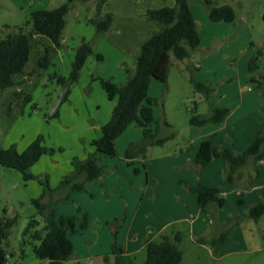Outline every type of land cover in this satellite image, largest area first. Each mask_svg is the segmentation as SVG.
Returning a JSON list of instances; mask_svg holds the SVG:
<instances>
[{
	"label": "rangeland",
	"instance_id": "obj_1",
	"mask_svg": "<svg viewBox=\"0 0 264 264\" xmlns=\"http://www.w3.org/2000/svg\"><path fill=\"white\" fill-rule=\"evenodd\" d=\"M66 1L0 0V39L4 37L7 26L11 28L9 31L21 27L31 19L33 12L55 9ZM189 1L200 31V49L192 58L183 61L171 53L167 84L154 81L149 90L150 97L156 100L152 128L159 138L172 139L162 146H149L146 158L138 156L132 163L126 158V151L143 137L142 129L132 125L117 139L115 157L97 154L104 173L101 179L88 184L87 191L65 189L47 194L43 199L44 203L54 207L58 216H79L78 230L82 217L88 215V228L70 236L74 251L66 264H107L105 257L112 255L115 241L120 247L123 264H144L146 251L134 256L127 255L126 251L134 248V239L142 243L154 239L159 231L165 234L182 232L181 264H264V216L255 221L248 214L253 203L259 198L261 202L264 199V160L249 162L244 168L241 184L233 185L226 181L232 192L222 195L225 199L223 208L215 205L214 211L203 212L199 217L197 204L194 202L191 207L181 198L182 190L187 189L186 182L200 173L195 164L189 163L193 147L213 135V141L221 149L229 148L234 154H239L264 129L263 90L251 82V77L264 76V0H215L234 7L237 14L234 23L213 22L201 0ZM84 4L75 2L67 15L65 52H76L81 40L85 39L91 41L96 50L100 47L107 53V62L104 58L100 63L95 56L88 59L79 81L70 85L67 101L61 105L58 118H52L51 114L64 91V87L52 79L60 73L59 68L44 69L40 77L33 78L32 81L39 79V86L37 84L33 90L35 100L22 105L16 103L21 117V108L28 105L31 113L26 115L24 122L13 125L16 135L24 131L25 138L16 136L18 140L12 146L17 148L25 141H34L36 135L44 137V145L54 152L44 155L30 171L40 180L48 181L52 189L71 174L75 158L83 160L96 153L92 141L88 142L89 128L93 125L98 127V124L104 126L111 119L118 99L108 98L100 79L114 76L116 80L109 79L115 82L120 74L123 78L126 75L127 79L124 67L129 66L121 64L119 74L115 68L117 63L108 54L113 52L110 43L102 46L100 38L94 36L95 27L84 22V18L93 15L94 3ZM118 4L119 0H114L112 6L117 7ZM141 6L137 3L136 10ZM30 42L33 64L28 69L29 73L36 64L33 60L37 47L50 40L34 34ZM251 65L257 66L253 73L249 70ZM192 77L214 88L209 101L195 91L190 83ZM73 101L87 104L90 114L81 118V108L76 106L73 111H63L61 115V108L71 106ZM243 102L245 104L242 105ZM219 106V109H229L231 116L235 114L228 125H191L193 115L209 116L213 108ZM247 115L250 117L245 118ZM10 131L6 133L0 122V148L10 141L6 140L12 134ZM98 132L100 135V128ZM215 181L219 188L224 185L219 180ZM43 192L44 186L39 180L25 181L21 173L0 165V217L17 218L6 241L7 264H48L34 253V247L40 242L25 236L32 219L39 222L38 230L44 228L43 216L32 203L41 198ZM67 196L70 200L64 201ZM240 220L242 224L239 225L237 221ZM209 221L213 225H209ZM193 225H196V231L197 226L212 228L207 235V239L213 237L208 246L200 245L198 238H193ZM222 235L227 238L217 243L215 251L211 242ZM114 262L111 258L110 264Z\"/></svg>",
	"mask_w": 264,
	"mask_h": 264
},
{
	"label": "trees",
	"instance_id": "obj_2",
	"mask_svg": "<svg viewBox=\"0 0 264 264\" xmlns=\"http://www.w3.org/2000/svg\"><path fill=\"white\" fill-rule=\"evenodd\" d=\"M77 1L94 3V13L87 21L95 27L96 37H103L109 32L114 16L112 13L104 14L103 12L109 0H67L58 8L33 12L31 19L26 21L23 26L16 27L11 31H9L11 28L7 26L4 30V37L0 39L1 90L14 89L22 85V82H18L16 79L28 72L31 56L30 37L32 35L44 36L51 40L55 48H62L67 27L66 18ZM201 1L213 22L234 23L237 20L236 11L231 5H221L215 0ZM145 17L154 23L158 30L143 43L141 54L135 62L134 68L125 67L126 83L119 85L112 80L100 79L108 98L110 100L118 99V102L113 109L110 121L102 127V136L91 143L96 151L95 154H89L84 160L75 158L72 162L73 171L71 174L65 176L56 189H52L48 181L40 180L30 171L44 155L54 152L44 145L43 136H38L23 153H19L16 146H11L8 149L0 148V165L2 167L21 173L25 181L39 180L44 186L41 198L32 201L43 216L44 228L38 230L39 222L32 219L25 231V236L40 242L38 246L34 247V253L38 259L48 261V264H66L72 258L74 246L70 236L79 233L80 230H86L89 226V219L85 214L80 223V230H78L77 222L80 217L77 215L58 216L52 205L43 202L47 194H54L65 189L77 192L87 191L88 184L96 182L103 175L104 169L98 161L97 154L115 157L117 155V139L132 125H137L143 130V138L139 143L129 146L126 151L128 160H134L138 156L146 158L149 146H162L172 139L159 138L152 128L155 123L156 100L150 97L149 90L153 81L167 84L170 54L173 53L175 58L180 61L192 58L193 54L200 49L201 37L189 0H175L173 7L148 8ZM49 56V50H46L45 54L38 59V63L43 69L49 67ZM92 56H95L100 63L104 62L103 55L96 51L93 43L82 39L76 50L69 77L54 75L52 79L62 87L66 84L71 86L76 84L88 59ZM256 67V65H251L250 73L255 72ZM251 82L262 88L264 94V76L251 77ZM190 83L195 91L203 95L206 101L212 98L215 91L212 86L195 77L191 78ZM32 99L31 95L21 91L17 97V105L30 103ZM228 114L229 109H213L209 116L193 115L190 123L195 127H203L210 123L219 124ZM58 117L59 112L52 118ZM263 147L264 129L259 131L251 145L239 154H234L229 148H216L210 139H206L200 145L195 166L201 170L213 159L224 157L229 167L226 181L234 183L235 178L240 175L241 169L251 160H264ZM138 172L139 170L136 169V173ZM190 191L197 195L198 205L204 212H207L211 205H217L220 208L225 206V199L217 187L199 182ZM69 200V196L64 199V201ZM248 214L253 220L259 221L264 216V199L261 203L253 206ZM16 223L17 218L0 217V264L8 263L6 241L10 230ZM226 238V235H222L219 239L213 240L211 245L215 248L219 241H224ZM182 241V233H177L173 237L163 235L158 241H145L144 249L147 260L144 264H181L183 262V252L180 248ZM121 255L120 247L115 241L112 255L106 256L105 262L110 264L111 258H114V264H123Z\"/></svg>",
	"mask_w": 264,
	"mask_h": 264
},
{
	"label": "crops",
	"instance_id": "obj_3",
	"mask_svg": "<svg viewBox=\"0 0 264 264\" xmlns=\"http://www.w3.org/2000/svg\"><path fill=\"white\" fill-rule=\"evenodd\" d=\"M113 1L114 0H109L108 3L106 4V6L104 7V10H103L104 14H107V13L113 14L114 20H113L112 27L106 35H104L103 37H99L100 38L99 42L104 47H105V45H107V43H110V48L113 50V52H108V54H110V58L112 57L111 60L115 61L117 63L116 64L117 66H115V68H117V70L120 74V71H119L120 65L121 64H122V66L127 65L129 67L134 66L135 62L137 61L138 57L141 54V49H142L143 43L145 42V40L147 38L151 37L158 30L157 26L145 17L147 9L148 8L161 9L163 7H166V6L173 7L175 5V0H152V1H150V0H146V1L134 0L133 2L131 0H119L120 4H118L117 7H116V5H115V7L112 6ZM137 3L141 4L142 8H139L138 10H136ZM221 4L222 5H228V3H226V2L221 3ZM93 12H94V8H93ZM89 17H91V16H89ZM89 17L84 18V22L86 24H89L87 21ZM79 23H80V21H79ZM199 33H200V31H199ZM94 36H96V34ZM66 44H67V37L64 33V41H63V46H62V47H64L63 49L62 48H60V49L55 48V46L53 45L51 40H50V42L45 43L44 46L40 45L39 47H37V50L34 53V60L33 61L36 64L33 67L34 68L33 71H31L30 73L27 72L26 75L19 76L16 79L18 82H22V85L20 87L14 88V89H7V90H1L0 89V122H1V125L5 127L6 133L9 132V130L12 131V134L10 133V135H8V137L6 138V140L8 139L10 141H7V144L5 146H3L1 149L10 148L12 146V144H14L18 140L16 136L20 135L21 138L22 137L25 138L24 131L20 132V133L17 132L18 135H16V131L14 132V130H13V128H14L13 125L18 123L19 121L24 122L26 115L27 114L30 115L31 111H29L30 110L29 105L27 107H25L24 109L21 108V111L23 112V115L21 117L19 115V112L16 109L17 97L21 91H24L26 94L33 96L32 98H33V100H35V95L33 94V90L37 86L39 79H37L38 81H32V80H34L33 78H35V77H38V76L40 77L42 75V73L45 71L40 66V64L38 63V59L40 58V56L45 54L46 50H49L50 64H49L48 69L50 70L52 67L59 68L60 73L59 74L57 73L56 75H59L61 77H65V78L69 77L70 72H71L72 63L75 59L76 52H65ZM30 45H31V42H30ZM96 51L99 54L103 55V57L105 58V61L107 60V53L101 51L100 47H98ZM119 51H123V52H119ZM31 55H32V45H31ZM32 64L33 63L31 61V56H30V66L29 67H32ZM109 75L113 76L114 74L110 73ZM109 78L115 79L114 76L113 77L110 76V77H107L106 79L104 78V80H111ZM118 78L119 79H117V81H115V83L117 82V84H119V85H124L126 83L125 80L127 81L126 75L123 78L122 75L120 74ZM38 86H39V84H38ZM71 97H72V95H71ZM71 97H70V99H71ZM243 104H245V103L243 102L242 105ZM86 105L87 104H85L84 102L77 104L76 102L73 101V104L71 106H69V107L65 106L64 108H61V112H62L61 115L63 114V111L64 112H70L71 110L73 111V109L76 106H79L81 108L80 109V116H81V118H84L87 116V114H90L89 109L87 108ZM219 108H221V106H219L217 108H213V109H219ZM230 112L231 111L229 110V114L227 115V117L224 119V121L222 123H219V124L225 125L227 123V125H228L230 123L231 119L235 115V114H233V116H231L232 113H230ZM233 113H234V111H233ZM250 115H247L245 118L250 117ZM241 120L242 119H240V121ZM236 123H237V121L234 122V124H236ZM98 125H99L98 127L96 125H93L92 128H89L90 135H89V137H87L89 140L88 142H91V141L95 140L96 138L98 139L102 136L103 124L102 125L98 124ZM99 128L101 131L100 135L98 132ZM13 133H14V136H13ZM36 136L34 138V141L38 137V136L37 137ZM209 139L211 140L214 147L221 149L219 144L215 143V141H213V135ZM34 141H30V142L25 141V143L22 141L24 144L22 146L18 145L17 150L19 151V153H23ZM200 145L193 147L194 148L193 152L191 153V157L189 158V160H190L189 163H191L192 165L195 164V160H196L197 154L199 152ZM134 160H131V161L129 160V161L134 163ZM245 167H247V165ZM244 168L241 169L240 175L237 176V180L234 181L233 185H235L237 182H238V184H241L243 177H244L243 176ZM13 171H15V170H13ZM207 171H209V172H207ZM228 171H229V167H228V162L226 161V159H224L223 157L213 159L205 168L200 170V173H199V175H196V178L191 177V180L189 182H186L187 189L182 190V197L181 198L188 201L189 206L193 207L192 204H194V202H195V204H197L196 207H199L198 202H197V195L192 193L190 191V189L196 187L199 184V182H203L206 185L211 186V187L219 188L218 185L216 184L215 180H219L221 182V184H224V185H220V186H222V187H220L221 189L219 188L220 192H221V196L225 195L226 193L227 194L231 193L232 188H230L226 184V177H227ZM103 173H104V171H103ZM229 185H231V184H229ZM256 189H258V188H255V190ZM184 191H186V192H184ZM261 200L262 199L259 198V200L257 202L253 203L252 207L261 203ZM185 206L187 207V205H185ZM215 207H216L215 205H211L209 207L208 211H214ZM199 210H200V212H198V214L200 217L201 213H203L204 211H202L200 209V207H199ZM248 210L249 209H247V211ZM182 220H184V219H182ZM237 223L240 225V224H242V221L241 220H240V222L237 221ZM211 224L213 225V223L211 221H209V225H211ZM211 231H212V228L210 226L209 227L206 226L205 228L204 227L201 228V226H197V231H196V225H193V227L191 228V233L193 234L192 235L193 238H195V239L198 238L196 240L198 241V243L200 245H203V246H208V241L210 242V240L213 239V237L211 239H207V235H209L211 233ZM178 233H182V232L178 231ZM174 234H175L174 232H172L171 234H165L164 232L159 231L157 233V235L154 237V239H147V240L158 241L161 239V237L163 235H167V236L172 237ZM144 242L141 243L140 240L134 239V241H133L134 248L126 251V254L130 255V256H134V255L139 254L140 252L145 251ZM216 248H218L217 245L214 248L215 251H217Z\"/></svg>",
	"mask_w": 264,
	"mask_h": 264
},
{
	"label": "water",
	"instance_id": "obj_4",
	"mask_svg": "<svg viewBox=\"0 0 264 264\" xmlns=\"http://www.w3.org/2000/svg\"><path fill=\"white\" fill-rule=\"evenodd\" d=\"M69 90H70V84H66L64 86L63 93L59 96L58 102H57L51 116H55L59 112L61 105L65 102V100L68 96Z\"/></svg>",
	"mask_w": 264,
	"mask_h": 264
}]
</instances>
